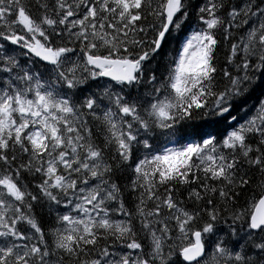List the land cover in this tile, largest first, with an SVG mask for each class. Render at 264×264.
Here are the masks:
<instances>
[{"label": "snow or ice", "instance_id": "1", "mask_svg": "<svg viewBox=\"0 0 264 264\" xmlns=\"http://www.w3.org/2000/svg\"><path fill=\"white\" fill-rule=\"evenodd\" d=\"M0 264H264V0H0Z\"/></svg>", "mask_w": 264, "mask_h": 264}]
</instances>
